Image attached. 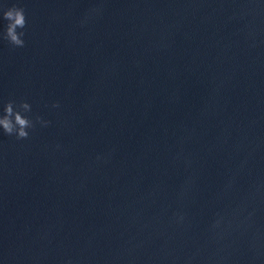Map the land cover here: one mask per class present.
I'll use <instances>...</instances> for the list:
<instances>
[{"label": "water", "instance_id": "1", "mask_svg": "<svg viewBox=\"0 0 264 264\" xmlns=\"http://www.w3.org/2000/svg\"><path fill=\"white\" fill-rule=\"evenodd\" d=\"M13 4L0 111L51 124L0 129V264H264V0Z\"/></svg>", "mask_w": 264, "mask_h": 264}, {"label": "clouds", "instance_id": "2", "mask_svg": "<svg viewBox=\"0 0 264 264\" xmlns=\"http://www.w3.org/2000/svg\"><path fill=\"white\" fill-rule=\"evenodd\" d=\"M95 11V10H94ZM0 15L7 21L5 30L0 32V39L9 43L13 48H23L26 45L24 31L27 27L28 20L25 8L13 4L8 8H0ZM55 108L60 107L59 102L52 105ZM32 105L26 100L17 102L14 99L8 100L2 111H0V129L8 136H14L17 141L30 138V130H34L37 124L47 127L51 121L44 120L41 116L32 117ZM59 147V145L57 146ZM99 159V158H98ZM242 209H238L239 212ZM254 213H249L248 219L251 220ZM185 217L177 214L176 223L183 224ZM223 219H218L212 228L216 229L221 226Z\"/></svg>", "mask_w": 264, "mask_h": 264}]
</instances>
